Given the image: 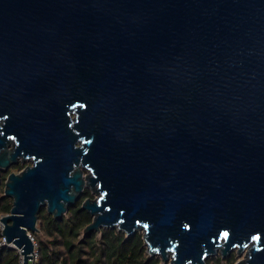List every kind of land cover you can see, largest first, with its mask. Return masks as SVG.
<instances>
[{
    "label": "water",
    "instance_id": "water-1",
    "mask_svg": "<svg viewBox=\"0 0 264 264\" xmlns=\"http://www.w3.org/2000/svg\"><path fill=\"white\" fill-rule=\"evenodd\" d=\"M1 122L0 170L32 160L1 218L24 263L87 187L84 236L264 264V0H0Z\"/></svg>",
    "mask_w": 264,
    "mask_h": 264
},
{
    "label": "trees",
    "instance_id": "trees-1",
    "mask_svg": "<svg viewBox=\"0 0 264 264\" xmlns=\"http://www.w3.org/2000/svg\"><path fill=\"white\" fill-rule=\"evenodd\" d=\"M5 179L6 176L3 175V180ZM2 185L4 186V183ZM90 194L86 191L70 208L69 216L62 220L54 219L47 213L46 208L41 210L39 220L47 240L40 243V264H161L160 258H151L147 254L141 233L127 237L116 229H106L102 230L100 241L97 240L96 232L82 235L86 226L93 220L92 216L82 209V202ZM12 204V198L4 194L0 198V216L9 214ZM33 235L35 236V233ZM17 261L15 249L9 246L0 247V264H17ZM207 263L223 264L221 257L208 259Z\"/></svg>",
    "mask_w": 264,
    "mask_h": 264
},
{
    "label": "rangeland",
    "instance_id": "rangeland-1",
    "mask_svg": "<svg viewBox=\"0 0 264 264\" xmlns=\"http://www.w3.org/2000/svg\"><path fill=\"white\" fill-rule=\"evenodd\" d=\"M20 164H21V166H20V168H17V167H10L9 169H8V171H6V172H3V174L4 175H7L9 172H14V173H18V172H20V171H22L23 170V167L25 166V165H27V164H30L29 162H20ZM2 171L0 170V173H1ZM91 194H90V196L89 197H91V198H95L96 197V195L94 194V193H92L90 190H88ZM3 192H4V186L2 185V187L0 188V198L4 195L3 194ZM1 216H3V215H1ZM69 216V213H67L66 215H65V217H68ZM38 228H39V231L38 232H35V241H36V243H37V246H36V250L38 251V257H39V259H40V243L41 242H46V240H47V237H46V234H45V232L43 231V229H42V225H41V221L39 220L38 221ZM106 229H109V228H103V230H106ZM142 234V233H141ZM82 235H84V232H83V234ZM81 237H83V236H81ZM102 239V233H97V240L98 241H100ZM148 254V253H147ZM149 255V254H148ZM150 256V255H149ZM151 257V256H150ZM155 257H158V258H160V256H154V257H151V258H155ZM217 257H221L222 258V256H221V254L219 253L217 256H213V257H210L209 259H214V258H217ZM243 258H245V252L243 253V254H241V255H238V253H237V250L236 249H234L233 251H232V254H231V256L230 257H228V258H225V259H223L222 258V263L223 264H236L239 260H241V259H243ZM161 259V258H160ZM208 261V260H207ZM161 264H171L170 263V260L167 262V263H163V262H161Z\"/></svg>",
    "mask_w": 264,
    "mask_h": 264
},
{
    "label": "built area",
    "instance_id": "built-area-1",
    "mask_svg": "<svg viewBox=\"0 0 264 264\" xmlns=\"http://www.w3.org/2000/svg\"><path fill=\"white\" fill-rule=\"evenodd\" d=\"M2 217L3 216H0V232H1V234H2V230L4 228L3 224L1 223ZM31 238H32V240L34 242V246H35L34 258L30 257V259L28 260L27 263H24V255L22 254V251L20 249L15 248L13 245H10V246L7 245L3 235H2V240L0 241V247L9 246V247L15 249L17 252V255H18L17 264H40L39 257H38V251L36 250L37 243L35 241V237H34L33 233L31 234Z\"/></svg>",
    "mask_w": 264,
    "mask_h": 264
},
{
    "label": "flooded vegetation",
    "instance_id": "flooded-vegetation-1",
    "mask_svg": "<svg viewBox=\"0 0 264 264\" xmlns=\"http://www.w3.org/2000/svg\"><path fill=\"white\" fill-rule=\"evenodd\" d=\"M72 117L75 118V115L72 114ZM0 126H4V123L1 122V123H0ZM71 126H73V124H71ZM15 145H16L15 141L12 140L11 143L9 144V146H8L9 150H12V149L15 147ZM78 145H79V143H78ZM20 162H29L30 164H32V160H31V159H27V160L23 161L21 158H19V160L17 161V163L14 164V165H11L10 167H15V166H17V165H21ZM30 164L25 165V166L23 167V169H24L26 166L30 165ZM10 167H9V168H10ZM9 168H8V169H9ZM8 169H1L2 172L0 173V176H1V178H2V184L4 183V186H5V182H6V179H7L8 175H9L10 173H13V172H9L7 175H4L3 172L8 171ZM87 173H88V171L84 169V174L86 175ZM3 175L6 176V179H5V180H3ZM88 190H90V189L86 187L85 190H84V193H85L86 191H88ZM90 191H91V190H90ZM91 192H92V191H91ZM92 193H93V192H92Z\"/></svg>",
    "mask_w": 264,
    "mask_h": 264
}]
</instances>
